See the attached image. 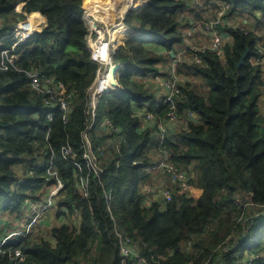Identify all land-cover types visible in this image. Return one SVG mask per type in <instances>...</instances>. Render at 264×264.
Segmentation results:
<instances>
[{
  "label": "trees",
  "instance_id": "obj_1",
  "mask_svg": "<svg viewBox=\"0 0 264 264\" xmlns=\"http://www.w3.org/2000/svg\"><path fill=\"white\" fill-rule=\"evenodd\" d=\"M16 1L0 0L1 32L25 17L14 10ZM92 1L18 0V7L26 2L32 15L40 11L46 27L16 48L19 57L13 66L0 70V217L24 215L27 200H41L60 181L55 208L70 214L77 208L80 218L77 225L51 227L48 238L30 234L8 240L0 264H121L118 233L136 243L148 264H264V212L256 214L264 209V110L259 107L264 62L258 47L264 45V0H227L231 5L225 17L248 12L256 22L253 29L218 27L220 35L232 39L224 45L223 56L200 52V64L190 58L174 66L169 52L184 54L178 26L189 20L178 14L185 10V0H147L141 12L133 10L140 9L143 0H135L123 19L133 32L113 55L123 66L120 89L101 96L96 109L97 120L106 116L120 130L107 134L95 128L88 133L99 148V177L82 159L87 88L97 68L87 47L89 29L82 10ZM117 37L121 42L122 34L116 32L115 46ZM146 43L161 46L163 52L146 48ZM247 48L244 63L237 66ZM173 68L177 77L184 73L201 81L203 91L197 92L190 80L176 81L173 99L180 129L164 140L170 164L187 178L184 192L166 177L153 180L140 172L153 159L155 152H149L156 137L138 133L139 121L131 110L132 102L143 106L155 96L151 81L141 83V78H169ZM27 72L66 86L74 97L65 119L55 112L48 120L43 96L28 86ZM169 108L160 105L156 115L165 117ZM67 147L74 160L64 158ZM49 160L57 180L47 175ZM85 176L86 194L79 188ZM138 182L159 185L169 200L158 196L146 204ZM190 190L199 191L198 196ZM242 210L247 214L244 222L253 223L241 233ZM92 248L93 258L87 262ZM14 250L22 253L21 260L8 256Z\"/></svg>",
  "mask_w": 264,
  "mask_h": 264
},
{
  "label": "built area",
  "instance_id": "obj_2",
  "mask_svg": "<svg viewBox=\"0 0 264 264\" xmlns=\"http://www.w3.org/2000/svg\"><path fill=\"white\" fill-rule=\"evenodd\" d=\"M17 2L18 0L15 3ZM15 3L14 8L18 7L17 4L15 5ZM219 5L221 7L220 10L222 11V25L217 22L215 23L216 32L213 30V26H210L214 18H216V15L215 17H213V19H209L207 21L194 22L192 20H189L188 22H183L181 23V27L188 31L187 39L190 41V43H195V37L199 35L205 38L203 42H200L199 44V48L202 52L214 51L219 56H223L224 45L226 43H230L232 39L230 36L220 35V33L218 32V27L236 24L240 28L249 30L251 28L250 25L253 22H251V15L247 13L230 14L228 15V17H225V13L228 9L227 4L224 2L220 3ZM15 10L19 12L18 8ZM183 15L184 13L179 14L181 18H183ZM238 20H240L241 22H245L246 25L243 26L244 24H237L236 22ZM27 21L28 18L19 20L5 32H1L2 23L0 21V70H7L9 66H13L14 61L19 57V53L16 52V48L25 43L26 40L34 32H40L41 27L44 26L43 19L41 22H36L33 24H29V22ZM26 22L29 24L28 28L25 26ZM91 25L92 24H89V26ZM102 32L103 33L100 34L99 31L91 30L89 27V34L87 36L88 46L91 49L90 58L94 62L98 63V67L96 69V79L88 88L89 100L86 114L88 115L89 119L86 125V130L83 134L84 151L82 155V159L86 163L87 169L96 173L97 177H99L102 173V169L99 167L96 158V152H98L99 148L94 147V145L90 142L88 133H90L91 128L95 124V108L99 96L110 90V86L104 74L103 68V65L107 63L108 54L106 53L105 55H103V57L98 56L99 47H104V49L106 50L108 48V41L106 40L107 32L104 30ZM94 33L96 36H94ZM197 53L199 52L195 50L194 52L187 54L184 49V54H182L183 58H181V56H178L180 54L179 53L177 56H175L171 66H174L175 64L190 58L195 63L200 64L201 59L197 55ZM25 75L27 76L29 84L28 86L30 87V89L43 96L42 101L43 105L46 108L62 113L64 119L69 113H71L70 104L72 103L71 99L73 100L74 96H72L70 93H67V88L61 81H56L53 77H49L47 75H39L35 72H27ZM174 75L175 71L173 68L169 78H157V87L160 90L164 91V101L171 103L172 109L168 113V119L166 121L155 118L148 111H144L143 113V109L141 110V113L138 109H135L134 112L141 117L140 119H142V124L144 122L153 124L154 130L157 131L156 135L158 137V141L155 143V147H153L152 150L154 152L157 151L161 154L160 159L153 161V165L147 166L146 168L144 166L141 171H151L152 173H154L153 177L162 175L163 178L166 177L169 181L176 182L177 185L179 184L181 192H184L187 186V178L184 173L179 172L170 164V162L167 161L168 153L163 146L167 128H170L173 122L177 120V115L174 111L175 106L172 102V96L174 95V93L177 94L178 92V87L174 82ZM52 115L53 112H49V118H51ZM190 115H192V112H190ZM98 127L107 132V134L117 133L120 130L118 126H114L112 122L106 117L100 120ZM63 156L65 159L74 160L75 158V154L68 147L63 149ZM75 164L76 167L80 169V165L78 163ZM47 173L48 175H51V177L54 176L57 180V176L52 170L50 160L47 167ZM140 186H142V190L147 195L146 204L150 201L156 200L158 196L165 201H168L170 198V194L168 193V191L159 188V185L157 184L150 187V185H145L140 182ZM154 186H156L158 189L155 190ZM61 188L62 184L60 183V181H57V184L54 187L46 191V194L43 198H41V200L35 201L29 210L25 209V214L23 215V217H21L15 223H8L7 220L1 221L2 226L0 227V252L3 245L8 240H15L17 238L27 237L32 234L34 227L39 222V220L46 214V212L50 208L55 206V198ZM79 188L81 192L83 191L84 194H86L88 188L87 176H85L84 178L80 177ZM63 210L62 212H67L66 209ZM108 210H111V208L108 207ZM71 215H73L76 219L80 218L79 210L77 208L73 209ZM117 235V246L119 254L122 257L121 264H148V261L138 251V246L136 245V243L132 242L127 237H123L119 233ZM12 255L18 260H21L23 257L22 253L19 250H14L12 253H8L9 257H11Z\"/></svg>",
  "mask_w": 264,
  "mask_h": 264
},
{
  "label": "rangeland",
  "instance_id": "obj_3",
  "mask_svg": "<svg viewBox=\"0 0 264 264\" xmlns=\"http://www.w3.org/2000/svg\"><path fill=\"white\" fill-rule=\"evenodd\" d=\"M200 0H196V1H191L189 2L188 4V7L182 12L184 13L183 15V18H186L188 20H192L194 22H200V21H206V20H209V19H213V17L216 15V18H214V20L212 21V23L210 24V26L212 25L213 26V30L216 32V29H215V23H219L222 25V11L221 10H217L216 13H215V10H208V9H205V10H200V14H201V19L200 20H196L194 18V13H195V10H199V5H198V2ZM93 3H90L86 6V9L85 11L82 10V15L83 17L85 18V22L88 26V23L92 24L91 26H88V29L90 27L91 30H107L108 27H111L110 24H114V23H119V20H121V18H123L124 14H125V11L129 8L130 4H133L135 2V0H93L92 1ZM18 5L19 2L15 3V5ZM26 4V3H25ZM25 4L22 5L21 7V13L30 18V15L32 12L34 11H29ZM92 6H94V9L99 12L100 14H96V15H93V9H92ZM208 7L210 8H216L217 6H212L211 4L208 3ZM18 7L14 8L17 9ZM192 8H193V11H192ZM90 10V16H88V18L86 19V16H85V13ZM16 11V10H15ZM37 11V10H35ZM41 16V13L39 11V14H38V18H40ZM105 17V16H109V17H112V23H107V21L103 20L102 17ZM236 22V21H235ZM237 24L239 25H243L245 26L246 23L245 22H241L240 20H238L236 22ZM120 24V23H119ZM254 25V24H253ZM252 27V24L251 26ZM115 28V25L112 29H110L108 31V33L106 34V38H107V41L110 42V44L108 45L110 51H111V47L114 48V50L116 49V47L122 45L125 41H126V37L127 35L129 34L125 29L124 27L122 26L120 30H114ZM181 32L185 35V38H184V43L189 45L190 44V41L187 39V35H188V31L186 29H184L183 27L180 28ZM116 32L122 34V37H121V42L118 41V37H117V43L116 46H115V34ZM102 34V32H100ZM95 34V33H94ZM96 36V35H95ZM205 38L201 35L195 37V40L197 43L200 44V42H203ZM208 43H209V40H208ZM176 47V46H175ZM191 47V46H190ZM184 49V48H183ZM264 56V52L262 54ZM176 56V55H174ZM174 56L172 58H174ZM178 56H181L182 57V53H180ZM255 63V61H254ZM264 65V64H262ZM184 74V73H183ZM183 74L180 75V77H177L176 76V73L174 75V82L176 84V81L180 79V82L184 83L185 80H190L193 84V88L197 91V92H203L200 88H199V85L201 83V81L197 80V78H194L192 76H189V77H183ZM261 78H262V81L264 82V67L262 69V73H261ZM259 107L260 109L263 111L264 110V96L262 95L260 97V100H259ZM177 125L179 124H175L173 127H176ZM180 128V126L178 127V129ZM154 151H152L153 153ZM146 176H149V177H152L153 180H159L162 177V175H159V176H156V177H153L154 173L152 172H149V173H146L145 174ZM151 187V186H150ZM152 189V188H151ZM154 189H158L156 186H154ZM190 195H193L195 197L198 196L199 194V191H196V190H190L188 191ZM43 200V199H42ZM34 203V201H30V200H27L26 203L24 204V206H22V208H24V211L25 209L29 210L31 207H32V204ZM65 211V210H63ZM27 213V212H26ZM257 214H261V213H257ZM245 215H247L246 213H243V210L242 212L240 213L239 215V220L238 218H236L235 220L237 221H240L242 223V229H241V233L243 230H247L248 227L245 228V226H250L253 221L251 222H244L245 220ZM256 215V214H254ZM23 215L17 217V218H7L5 216V218H7L9 221L8 223H15L16 221H18ZM1 217V219L3 218ZM71 223V222H75V225L78 224L79 222V219H76L74 218L73 215H71L70 213L68 212H60V211H57V209L54 207L50 208L46 214L39 220V222L36 224V226L34 227V230L32 232V235L34 237H44V238H48L49 237V230L51 229V227H54V226H59L60 224H63V223ZM2 226V223L0 222V227ZM240 233V234H241ZM244 241V240H243ZM242 241V242H243ZM241 242V243H242ZM240 243V244H241ZM238 244V246L240 245ZM235 247L229 249V250H232L234 251ZM224 250H226V248H223ZM91 253L87 256V262H90L91 259L93 258V255H94V248L91 249ZM245 256H247V252L245 253ZM218 264V263H216Z\"/></svg>",
  "mask_w": 264,
  "mask_h": 264
},
{
  "label": "clouds",
  "instance_id": "obj_4",
  "mask_svg": "<svg viewBox=\"0 0 264 264\" xmlns=\"http://www.w3.org/2000/svg\"><path fill=\"white\" fill-rule=\"evenodd\" d=\"M193 2V1H196V0H185V4H186V6H185V9L188 7V4H189V2ZM215 1V2H214ZM214 1H211V0H200L199 2H198V5H199V7H197V8H199V10H195V13H194V18H195V16H199L200 18L199 19H196V20H200L201 19V14H200V10H205V9H208V10H215V13H216V11L217 10H220V3H226L227 4V7H229V5H231V3L229 2V1H227V0H220V2L219 1H217V0H214ZM143 2H144V4L141 6V8L140 9H138V10H133V9H127L126 11H125V13L127 12V11H129V10H133V11H136V12H141L146 6H147V0H143ZM208 3L209 4H211L212 6H217L216 8H210V7H208ZM18 9H19V12L21 11L20 9L21 8H19L18 7ZM192 11H193V8H192ZM18 12V11H17ZM183 12V11H182ZM182 12H179V14L180 13H182ZM241 13H247L248 14V12H244V11H242V12H235V13H228L229 15L230 14H241ZM178 14V15H179ZM226 14V13H225ZM260 15L261 14H259L258 13V16L260 17ZM124 16H125V14H124ZM124 16H123V18H121V20H119V23L124 27V29L129 33L128 35H127V37L130 35V34H132V30L131 29H129V28H127L124 24H123V19H124ZM41 17H43L42 19H43V22H44V26H45V24H46V22H45V17L41 14ZM215 17V16H214ZM26 18H28V17H24L23 19H21V20H24V19H26ZM84 18V17H83ZM87 19V18H86ZM85 20V19H84ZM262 20V19H261ZM19 21V20H18ZM207 21V20H206ZM28 22V21H27ZM26 22V23H27ZM89 24L90 23H88V26H89ZM181 24V23H180ZM179 24V26H178V30H179V32L182 34V37H183V44L180 46V48H184L185 49V51H186V53L187 54H189V53H191V52H194L195 50H197L199 53L200 52H202L201 50H200V48H199V43H197V42H192V43H190L189 45H187V44H185L184 43V38H185V35L181 32V30H180V28H182L181 26L182 25H180ZM252 24V27L249 29V30H252L253 29V26L256 24V22H253V23H251ZM254 24V25H253ZM46 27V26H45ZM109 29H110V27H108V29L107 30H104V31H106L107 33H108V31H109ZM247 30V29H246ZM248 30V31H249ZM99 31V33L100 32H102V31H100V30H98ZM41 32V31H40ZM36 33H39V32H36ZM103 33V32H102ZM89 34V33H88ZM101 34V33H100ZM258 35H260V34H258ZM88 36V35H87ZM87 36H86V40H87ZM94 36H95V34H94ZM260 36H263L264 37V33L263 34H261ZM127 37H126V40H127ZM106 40H107V38H106ZM155 45V44H152V43H146L145 45ZM150 45V46H151ZM156 46H159V45H156ZM191 46V47H190ZM87 47H88V50L90 51V57H91V49H90V47L88 46V42H87ZM258 47H259V52H261V54H263V52L264 51H262L263 49H264V45L262 44V43H259V45H258ZM116 49H117V47H116ZM116 49L114 50H111L110 51V49H109V47L107 48V54H108V59H107V63L105 64V65H103V68H104V74H105V76H106V79L108 80V83H109V86H110V90L108 91V92H105V93H103L101 96H103V95H106V94H112L113 92H116V91H118L119 89H120V85H119V83H118V76H119V72H120V70H122V68H123V66H122V64H120V63H118V64H120L121 65V69H119L116 73H115V75H114V77H115V79H116V84L117 85H113L112 84V81L109 79V75H110V73H109V69H110V67H112L114 64H117L114 60H113V55H114V53H115V51H116ZM203 52H205V51H203ZM173 53V52H172ZM169 54H170V52H169ZM171 56V55H170ZM174 56V55H173ZM173 56H171V57H173ZM174 58H175V56H174ZM174 58H172L173 60H174ZM173 60H171V64H172V62H173ZM262 62H264V56H263V58H262V60L260 61V63H262ZM96 63V62H95ZM96 65H97V67H98V63H96ZM97 69V68H96ZM95 76H96V71H95ZM94 76V79H93V81L91 82V84L94 82V80L96 79V77ZM158 77H160V76H155L154 78H152V75H148V76H145L144 78H141V80H140V82L141 83H145V82H147V81H151V83L153 84V91H154V93H155V96H154V98L150 101V102H147L146 104H144L143 106H138L136 103H134V102H132L131 103V110H132V113H133V115L136 117V118H138V121H139V126H138V128H137V130L139 131L138 133H147V132H145V131H148V133L147 134H149L150 136H155L156 137V141L155 142H153V143H156L157 141H158V137H157V131L156 130H154V128H153V124L152 123H143L142 124V119H140L141 117L138 115V114H136L135 112H134V110L135 109H138L139 111H140V113H141V110L143 109V113H144V111H148V112H150L155 118H158V119H160V120H162V121H166L167 119H168V113L171 111V103L170 102H165L164 101V96H163V94H164V91H162V90H160L158 87H157V78ZM170 77V76H169ZM162 78V77H161ZM90 84V85H91ZM89 85V86H90ZM177 85V84H176ZM89 86H88V88H89ZM88 88H87V93H88V100H89V91H88ZM33 91V90H32ZM175 94L176 93H174V95L172 96V102H173V104H174V97H175ZM101 96H99V98L101 97ZM99 98H98V102H97V104H96V108H95V124H94V126L91 128V130H93V129H98L99 127H98V125H99V122H100V120L102 119V118H104V117H106V116H103L102 118H100V119H98L97 120V106H98V103H99ZM43 100V99H42ZM166 104H170V108H169V110L166 112V116L165 117H162V118H160V117H158L157 115H156V110L158 109V107L160 106V105H163V106H165ZM42 106H43V108H44V113L47 115V118H48V120H51V118H49V112H53V114L56 112V111H52V110H49L48 108H46L44 105H43V101H42ZM176 108L177 107H175V113H176ZM49 110V111H48ZM189 115H190V112H189ZM53 116V115H52ZM178 117V116H177ZM106 118H108V117H106ZM89 119V118H88ZM109 119V118H108ZM110 120V119H109ZM111 121V120H110ZM112 122V121H111ZM88 123V122H87ZM175 124H179V122H178V120H176V121H174L173 122V124H172V126L170 127V128H167V131H166V135H165V138L166 137H168V136H170L171 134H174L175 132H177L179 129H178V127L180 126V125H177L176 127H173ZM101 131H102V129L101 128H99ZM107 133V132H106ZM165 140V139H164ZM163 146H164V144H163ZM153 147H155V144H154V146ZM165 149V148H164ZM145 152H146V149L144 150ZM152 151L153 150H150V152H149V155L150 154H153L152 153ZM160 153L159 152H157V151H155V154H153V159H152V161H151V163L148 165V166H151V165H153V161H155V160H158V159H160ZM167 161L169 162V158L167 159ZM46 163H43V165H45ZM48 164H49V161L47 162V167H48ZM147 166H145V168H146ZM143 167H141L140 168V172L141 173H149V171H141V169H142ZM47 170V169H46ZM151 172V171H150ZM47 175H48V173H47ZM49 176V175H48ZM19 179H21L22 180V178H19ZM143 183V182H142ZM138 185L140 186V182H138ZM61 190V189H60ZM59 190V191H60ZM26 203V202H25ZM24 203V204H25ZM262 212H264V209L261 211V212H257V213H262ZM256 213V214H257ZM264 214V213H263ZM5 218V217H4ZM4 219H2V221H3ZM244 234H245V232H244ZM244 238V237H243Z\"/></svg>",
  "mask_w": 264,
  "mask_h": 264
},
{
  "label": "water",
  "instance_id": "obj_5",
  "mask_svg": "<svg viewBox=\"0 0 264 264\" xmlns=\"http://www.w3.org/2000/svg\"><path fill=\"white\" fill-rule=\"evenodd\" d=\"M80 10V9H79ZM85 19V18H84ZM25 26L28 28L29 27V24L28 23H26L25 24ZM45 26H46V24H45ZM45 26H42L41 27V31L45 28ZM34 33H36V32H34ZM33 33V34H34ZM32 34V35H33ZM248 53H249V50H248V48L245 50V52L240 56V60H239V62L236 64L237 66H239V65H241L242 63H244V60H245V58L247 57V55H248ZM170 55L171 56H173L174 54L172 53V52H170ZM119 69H121V65L120 64H114L112 67H110V69H109V73H110V75H109V79L112 81V84L113 85H117L116 83V79H115V77H114V75H115V73L119 70Z\"/></svg>",
  "mask_w": 264,
  "mask_h": 264
},
{
  "label": "crops",
  "instance_id": "obj_6",
  "mask_svg": "<svg viewBox=\"0 0 264 264\" xmlns=\"http://www.w3.org/2000/svg\"><path fill=\"white\" fill-rule=\"evenodd\" d=\"M92 9H93V15H96V14H100L99 12H97L95 9H94V6H92ZM37 12V11H36ZM90 10H88L86 13H85V16H86V18H87V16H90ZM31 18H35L36 20H37V18H38V16L37 15H32L31 16ZM103 18V20H105V21H107V23H112L113 21H112V17H109V16H103L102 17ZM38 22H41V20H40V18H38ZM116 23H114V24H110L111 25V27L113 26V25H115ZM110 27V28H111ZM151 45V44H150ZM146 48H147V45H146ZM149 48H152V49H155V50H157V51H160V52H163V51H161V46H156V45H151V46H149ZM1 218V217H0ZM2 219H4V220H7V221H9L7 218H2ZM2 219L0 220V222L2 221Z\"/></svg>",
  "mask_w": 264,
  "mask_h": 264
},
{
  "label": "bare ground",
  "instance_id": "obj_7",
  "mask_svg": "<svg viewBox=\"0 0 264 264\" xmlns=\"http://www.w3.org/2000/svg\"><path fill=\"white\" fill-rule=\"evenodd\" d=\"M131 6H132V4H130L129 9L131 8ZM37 12L39 13V11H37ZM31 15H32V13H31ZM31 15H30V18H28V22H29V24H33V23L38 22V18H37V20H36L35 18H31ZM87 18H88V16H87ZM88 19H89V18H88ZM113 27H114V25H113L110 29H112ZM121 27H122L121 24L116 23V24H115V28H114V30H120ZM110 29H109V30H110ZM109 44H110V42H108V45H109ZM113 49H114V48L111 47V50H113ZM106 53H107V50L104 49V47H99V49H98V56L103 57V55H105ZM103 84H104V82H103Z\"/></svg>",
  "mask_w": 264,
  "mask_h": 264
}]
</instances>
